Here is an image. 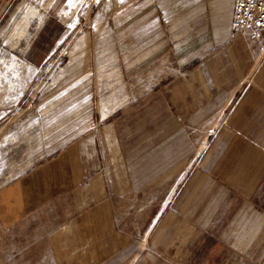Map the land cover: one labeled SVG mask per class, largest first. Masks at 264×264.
I'll list each match as a JSON object with an SVG mask.
<instances>
[{
  "label": "crops",
  "instance_id": "0c3cea01",
  "mask_svg": "<svg viewBox=\"0 0 264 264\" xmlns=\"http://www.w3.org/2000/svg\"><path fill=\"white\" fill-rule=\"evenodd\" d=\"M235 5L88 4L96 123L0 181V243L68 264H264V50Z\"/></svg>",
  "mask_w": 264,
  "mask_h": 264
},
{
  "label": "rangeland",
  "instance_id": "374dc122",
  "mask_svg": "<svg viewBox=\"0 0 264 264\" xmlns=\"http://www.w3.org/2000/svg\"><path fill=\"white\" fill-rule=\"evenodd\" d=\"M91 1L0 0V181L96 123L92 56L82 55L89 41L81 37ZM55 251L0 243V264H68Z\"/></svg>",
  "mask_w": 264,
  "mask_h": 264
},
{
  "label": "built area",
  "instance_id": "2783aa9c",
  "mask_svg": "<svg viewBox=\"0 0 264 264\" xmlns=\"http://www.w3.org/2000/svg\"><path fill=\"white\" fill-rule=\"evenodd\" d=\"M233 27L252 28L251 36L260 40L264 50V0H236Z\"/></svg>",
  "mask_w": 264,
  "mask_h": 264
}]
</instances>
